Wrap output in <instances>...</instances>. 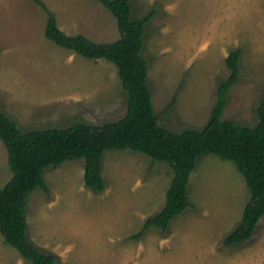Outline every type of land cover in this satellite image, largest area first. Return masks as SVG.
Instances as JSON below:
<instances>
[{
	"label": "rangeland",
	"instance_id": "374dc122",
	"mask_svg": "<svg viewBox=\"0 0 264 264\" xmlns=\"http://www.w3.org/2000/svg\"><path fill=\"white\" fill-rule=\"evenodd\" d=\"M41 1L66 35L97 43L119 38L115 18L97 0ZM152 9L141 55L159 124L173 132L202 128L229 74L225 59L240 48L239 79L221 118L255 125L264 94V0H130L131 19ZM46 18L31 0H0V110L21 132L121 118L127 94L114 65L46 39ZM83 170V159L46 168L48 191L36 188L26 200L27 235L53 264H264V216L249 239L223 244L249 198L230 161L201 156L187 184L190 206L164 234L152 227L139 237L164 206L172 170L139 152L108 150L100 193L84 186ZM10 177L0 141V188ZM0 264L31 263L0 234Z\"/></svg>",
	"mask_w": 264,
	"mask_h": 264
},
{
	"label": "trees",
	"instance_id": "16d2710c",
	"mask_svg": "<svg viewBox=\"0 0 264 264\" xmlns=\"http://www.w3.org/2000/svg\"><path fill=\"white\" fill-rule=\"evenodd\" d=\"M46 13L44 36L54 44L88 59H104L114 65L127 94L124 115L95 127L78 122L68 128L31 129L21 132L16 123L0 110V141L6 149L11 172L0 188V234L31 264H53L54 257L39 250L27 235L25 205L36 188L48 191L43 180L46 168L65 160L84 161L83 184L93 192L105 188L101 161L105 151L129 149L167 165L173 172L161 210L148 217L139 233L158 228L163 234L169 223L189 206L187 184L201 156L214 155L230 161L243 177L249 198L239 223L223 244L231 246L249 239L264 216V94L256 108L253 126L221 118L227 91L239 79L240 48L229 51L225 63L228 77L217 87V99L202 128L187 127L173 132L161 126L151 101L148 67L141 55L145 24L155 15L152 9L139 19H131L130 0H97L116 20L119 38L93 42L77 34L66 35L55 16L41 0H31Z\"/></svg>",
	"mask_w": 264,
	"mask_h": 264
}]
</instances>
